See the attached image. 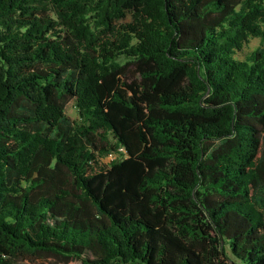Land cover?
Returning <instances> with one entry per match:
<instances>
[{
  "label": "trees",
  "instance_id": "obj_1",
  "mask_svg": "<svg viewBox=\"0 0 264 264\" xmlns=\"http://www.w3.org/2000/svg\"><path fill=\"white\" fill-rule=\"evenodd\" d=\"M40 256L264 264V0H0V264Z\"/></svg>",
  "mask_w": 264,
  "mask_h": 264
},
{
  "label": "rangeland",
  "instance_id": "obj_2",
  "mask_svg": "<svg viewBox=\"0 0 264 264\" xmlns=\"http://www.w3.org/2000/svg\"><path fill=\"white\" fill-rule=\"evenodd\" d=\"M260 44V40L257 38L251 39L250 43L247 44L244 49L241 52H238L237 57L239 59H245L248 54L252 52L253 49H255ZM73 103H70L68 106V113L72 115L73 117L77 116V112L72 107ZM114 157L110 156L106 159L107 162H109ZM230 251V250H229ZM230 253V252H229ZM50 261L58 263V260L54 257L51 258H45L43 256L40 257H29L27 259H24L21 261L22 264H48ZM239 264H242L240 261H238Z\"/></svg>",
  "mask_w": 264,
  "mask_h": 264
}]
</instances>
